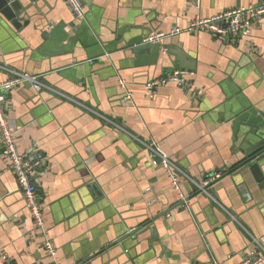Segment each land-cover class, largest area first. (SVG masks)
<instances>
[{"label":"crops","instance_id":"crops-1","mask_svg":"<svg viewBox=\"0 0 264 264\" xmlns=\"http://www.w3.org/2000/svg\"><path fill=\"white\" fill-rule=\"evenodd\" d=\"M81 2L80 24L63 0H32L20 29L0 15V83L13 71L46 86L13 90L6 115L17 150L45 157L33 182L58 264H237L264 249V160L240 165L264 142V19L246 39L200 31L133 47L264 0ZM172 69L184 71L182 85L148 93L145 85ZM136 139L153 141L183 171L187 207ZM4 255L54 264L0 161V264Z\"/></svg>","mask_w":264,"mask_h":264},{"label":"built area","instance_id":"built-area-1","mask_svg":"<svg viewBox=\"0 0 264 264\" xmlns=\"http://www.w3.org/2000/svg\"><path fill=\"white\" fill-rule=\"evenodd\" d=\"M64 4L70 11L74 22L80 24L84 20L83 4L81 0H63ZM195 7L199 5V0H192ZM264 19V2L256 5H248L246 7H237L222 11L211 17L201 18L194 17L185 29L174 28L168 33L155 32L146 36L142 41L150 45H157L166 37H173L181 33L194 34L196 32H205L213 38L223 41H235L236 39H246L256 23ZM184 71L172 69L158 79L149 81L145 85L148 93L153 94L155 88L173 83L182 85V76ZM119 86L125 89V82L119 80ZM30 84L34 91L39 92L46 89V86L38 81L36 76L10 72L8 79L0 83V161H6L9 169L12 171L17 186L22 194L25 208L27 209L33 223V227L41 236V248L54 264H58L56 257V247L48 238L45 229V221L41 209L40 196L33 182L34 175L44 169L46 165L45 157L42 153L31 151L20 153L14 144L15 128L12 122L7 118L6 104L8 95L16 88ZM125 100L130 99V93L126 92ZM137 140V139H136ZM139 141V140H137ZM141 142V141H139ZM142 143V142H141ZM146 149L150 151L151 157L158 159L159 166L166 172L170 180L171 187L179 193L180 205L179 208L187 207L185 197L180 193L178 186V175L186 176L183 171L151 141L149 144L142 143ZM215 177L208 178L204 182V186L208 185ZM199 190L204 188L198 187ZM257 247V246H256ZM258 250L246 253L242 260L237 264H259L264 257V249L259 247ZM4 264H14L5 255L2 256ZM202 264H220L215 260H210Z\"/></svg>","mask_w":264,"mask_h":264},{"label":"water","instance_id":"water-1","mask_svg":"<svg viewBox=\"0 0 264 264\" xmlns=\"http://www.w3.org/2000/svg\"><path fill=\"white\" fill-rule=\"evenodd\" d=\"M32 0H0V15L10 23L15 29H20L21 27L26 26L25 17L27 16V10L29 7V3ZM143 39L140 38L135 41L133 44V47L136 48H145L150 47V44L143 43ZM155 46V45H154ZM264 160V142L261 143L259 146H255L252 151H250L245 159L243 160L245 163H254L258 164ZM242 162V161H241ZM256 166V165H254ZM206 187L198 190V194L206 191ZM134 233V232H133ZM133 233H130L128 235H132ZM128 237L127 235L121 237L117 241H115V245L120 243L124 238Z\"/></svg>","mask_w":264,"mask_h":264},{"label":"trees","instance_id":"trees-1","mask_svg":"<svg viewBox=\"0 0 264 264\" xmlns=\"http://www.w3.org/2000/svg\"><path fill=\"white\" fill-rule=\"evenodd\" d=\"M244 163H245V162L242 161V162L240 163V165H242V164H244ZM240 165H238V166H240ZM238 166L229 169L228 172H232V171H234ZM224 173H226V172H224Z\"/></svg>","mask_w":264,"mask_h":264}]
</instances>
